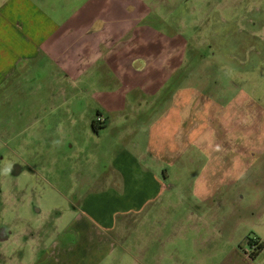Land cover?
I'll use <instances>...</instances> for the list:
<instances>
[{
    "label": "rangeland",
    "instance_id": "rangeland-1",
    "mask_svg": "<svg viewBox=\"0 0 264 264\" xmlns=\"http://www.w3.org/2000/svg\"><path fill=\"white\" fill-rule=\"evenodd\" d=\"M28 1L52 19L59 41L68 25L105 0ZM178 1L148 4L149 28L161 40L136 43L133 54L151 60L140 67L144 74L127 67L124 40L114 43L113 54L104 41L101 57L59 73H49L58 70L54 55L48 57L56 44L50 41L43 46L50 54L17 67L20 74L6 87L21 76L19 90L8 89L7 105H0V188L8 195L1 207L9 215L2 222L13 231L43 229L46 243L58 240L79 215L71 194L88 190L83 175L102 181L97 163L102 169L123 154L139 175L163 172L165 190L131 217L128 229L103 236L111 248L96 264H264V249L253 260L243 258L253 250L249 239L264 243V0ZM164 40L174 43L162 49ZM98 113L108 128L96 135L91 123ZM20 160L29 169L12 177ZM105 177L106 188H115ZM117 180L111 192L120 194ZM19 192L15 201L9 197ZM119 216L116 221L124 220Z\"/></svg>",
    "mask_w": 264,
    "mask_h": 264
},
{
    "label": "crops",
    "instance_id": "crops-1",
    "mask_svg": "<svg viewBox=\"0 0 264 264\" xmlns=\"http://www.w3.org/2000/svg\"><path fill=\"white\" fill-rule=\"evenodd\" d=\"M130 1L131 7L127 5ZM150 2V0H105L104 3H96V7L91 8L87 16L81 19L82 21L75 20L72 25H68L62 32L64 37L58 41L56 32L50 30L52 19L44 18L38 11L36 14L33 3L28 0H6L0 6V83L6 85V78L14 74L20 64L23 67L24 62L27 63V61L40 57L44 51L43 46L46 47L45 44L50 41L56 43L50 48L54 51L51 50V54L45 52L43 55L50 54L48 57L54 55L52 63L58 68V70L53 68L55 73H59L61 67L64 66L73 68L80 63V66L83 67L90 62L89 56H94L95 59L101 57L100 46L104 41L106 44L103 47L108 50V54L110 52L113 54L116 52L114 43L124 40V42L126 41L123 45L124 52L130 61L127 67H131L140 75L144 74L145 71L140 67L148 65L149 55L137 56L133 54L138 53L136 52L138 51L136 43L141 47H149L161 40L157 30L149 28L151 24L147 8ZM18 4L19 7H17ZM68 36L69 38L65 39ZM175 37L178 38V35L176 34ZM73 42L78 44L76 48L72 47ZM170 42L174 43L171 40H164L161 48H165V45ZM62 49L63 51L68 49L67 57H61ZM39 54L40 56H38ZM79 54H82L83 57L76 60ZM56 57L60 59V62L55 61ZM62 59L65 60L62 61ZM153 66L155 67L154 64ZM153 82L151 81V83ZM98 115L97 118L102 117L106 121L104 126L108 128V119L101 116L100 113ZM117 120L121 121V118H117ZM117 120L115 122H118ZM122 121L127 122L128 119L122 118ZM112 129L118 131L119 127L114 125ZM98 166V170L103 173L102 181L87 179L85 177H91V175H83V179L89 182L88 190L85 191L84 186L80 188L79 215L67 227V229H75L79 234L77 243L70 247L71 251L77 253L74 264H89V262L96 264L98 262L95 257L100 255L103 259L106 255L104 250L111 248V246H107V241L103 240V236L108 232L113 238L115 229H128L131 217L145 213L149 205L159 199L165 190L161 181L166 177L163 172L161 176L154 175L149 171L139 175L136 171V163L131 161L129 155L118 156L112 163L104 164L102 169H100L102 166L100 163ZM114 170L118 174L115 179H112L111 174ZM105 176H109L112 180L111 185L115 188L120 185L117 180L119 177L122 187L120 194L115 193L117 191L115 188H106L108 183ZM97 186L100 187L96 188ZM111 190L115 191L111 192ZM83 191L85 192L83 193ZM119 213V218L124 217V220L116 221ZM123 222H127V224ZM243 258L244 261L250 260L246 255ZM90 259H94V261Z\"/></svg>",
    "mask_w": 264,
    "mask_h": 264
},
{
    "label": "flooded vegetation",
    "instance_id": "flooded-vegetation-1",
    "mask_svg": "<svg viewBox=\"0 0 264 264\" xmlns=\"http://www.w3.org/2000/svg\"><path fill=\"white\" fill-rule=\"evenodd\" d=\"M152 2V0H150ZM185 1L180 0L178 2ZM131 1L127 3L129 7H131ZM173 21V20H172ZM173 23V22H172ZM171 29V28H170ZM172 30V29H171ZM196 54L199 52L196 49L193 51ZM20 69H16L14 71V74L10 75L6 78V85L11 78L16 76V73L20 74ZM28 72H31L34 74H37L38 70L36 69H30ZM26 72V73H28ZM49 73H55L53 70ZM20 77H16V80L13 82H10L12 86L6 87V85H3L0 90L6 89L3 94L0 95V105H7L5 101H8L9 98H7V90L8 89H14V86H16V90H19V79ZM35 79V78H34ZM40 81V80H39ZM103 121V120H102ZM96 130H93V132L96 135H99V127L102 128L100 123L97 122L94 123ZM92 126V124H91ZM1 151V149H0ZM4 159V155L0 152V164L2 163ZM14 162L12 164V168L10 170V174L12 177H18L23 170L29 169V167L22 162ZM98 163H97V170H98ZM1 183V180H0ZM12 192V190L10 189ZM6 196L8 195L4 194V190L0 188V264H23V258H26L28 264H74V260L77 258V253L71 251L70 247L72 245H75L79 239V234L75 229H67L68 226L65 227V230L61 233V235L58 237V240L45 242V235L42 233L44 231L43 229H16V231H13L11 229V224L8 222H2V219L5 217H9L8 215V206L6 207L4 204L1 207V203L5 201ZM23 196L20 192L19 194L11 193L9 197L13 199L14 201L18 199V197ZM74 201L79 202V206L81 202L79 201V190L75 189L74 192L71 194ZM9 199V198H8ZM79 206L77 208H79ZM19 216V215H18ZM16 216L15 218H18ZM14 216H11V218ZM20 218V217H19ZM12 222V220H11ZM10 228V229H9ZM62 237V239H61ZM26 239V241H24ZM263 242L258 240L249 241L250 246L253 248L252 252H245V255L250 259L252 253H259L261 250H258L260 248V244ZM25 249V250H24ZM23 250V252H22ZM26 251V254H25ZM42 251V255L40 252ZM54 254V257H53ZM258 255V254H257ZM58 259V261L55 262V260ZM25 264V263H24ZM140 264V263H139Z\"/></svg>",
    "mask_w": 264,
    "mask_h": 264
},
{
    "label": "trees",
    "instance_id": "trees-1",
    "mask_svg": "<svg viewBox=\"0 0 264 264\" xmlns=\"http://www.w3.org/2000/svg\"><path fill=\"white\" fill-rule=\"evenodd\" d=\"M99 118H101V119L103 120L102 117H99ZM101 119H100V120H101ZM100 120L98 121V123H100L102 126H104L106 121H105V120L100 121ZM94 123H95V122H92V128H93V130H96V127H95ZM249 241H252V239H249L248 242H249ZM263 248H264V243L260 244V248H258L257 251H258V250H261V249H263ZM257 254H259V253H252V254H251V258L254 259L255 256H256Z\"/></svg>",
    "mask_w": 264,
    "mask_h": 264
},
{
    "label": "built area",
    "instance_id": "built-area-1",
    "mask_svg": "<svg viewBox=\"0 0 264 264\" xmlns=\"http://www.w3.org/2000/svg\"><path fill=\"white\" fill-rule=\"evenodd\" d=\"M100 119H101V118H98V121H99ZM100 121H102V119H101Z\"/></svg>",
    "mask_w": 264,
    "mask_h": 264
}]
</instances>
